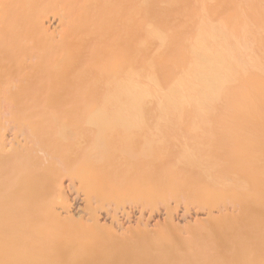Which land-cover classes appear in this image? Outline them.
Listing matches in <instances>:
<instances>
[{"label": "bare ground", "instance_id": "1", "mask_svg": "<svg viewBox=\"0 0 264 264\" xmlns=\"http://www.w3.org/2000/svg\"><path fill=\"white\" fill-rule=\"evenodd\" d=\"M185 126L220 132L175 147ZM63 175L87 220L58 212ZM126 180L232 206L195 231L209 264L264 259V0H0V264H199L187 243L164 255L101 235L94 189Z\"/></svg>", "mask_w": 264, "mask_h": 264}, {"label": "rangeland", "instance_id": "2", "mask_svg": "<svg viewBox=\"0 0 264 264\" xmlns=\"http://www.w3.org/2000/svg\"><path fill=\"white\" fill-rule=\"evenodd\" d=\"M49 18L50 19H48V21L46 22L48 29H50L49 32L57 33L56 31L59 29V26H58L59 23L57 22V18H55V19L53 17H49ZM6 124H8V125L10 124V126H11L12 123L10 122V123H6ZM6 127H5V133L7 135L6 138L8 140V139L13 138V135H14L13 133H14L15 129H12V128H14L12 126L10 127V129L8 128L9 126L6 125ZM202 127L203 126H196V127L191 128V127L185 126V127H183L184 128L183 131H185V129H186V131H185L186 134L184 132V134H185L184 136L186 137V139H183V138H185L183 136L178 137V135H177V136H175V139L174 138L172 139V141L174 143H175V140H176V142L178 141L179 145L181 146V144H183L184 143L183 141L185 140L186 141L185 143L189 145L188 147H190V143H191L190 140L192 138L190 136H193V134H194L193 131H195V133H199V134L202 133V131L207 132V130H208V132L212 131V133L213 132L217 133V131H219L218 126L214 127V128H212V127H210V128L209 127L208 128L203 127L202 128ZM126 129L128 130V128H126ZM134 129H137V128H133V130ZM237 129L238 128H233L232 130L233 131H239ZM176 130H178V129H176ZM220 130H222V128ZM180 131H182V129ZM157 132H158V130H157ZM191 132H193V133H191ZM190 133L192 135L189 136ZM20 134H21L20 132L17 134L18 139L14 140V142H16L17 140L23 139V136H20ZM158 135L159 134H157V136H154V137L155 138L157 137L156 139L160 138L161 136H158ZM198 135L194 134L193 137L195 138V136H196V139L192 138L191 141L196 142V140L199 139V142L198 141L197 142L202 146H205L204 144L206 143V142L204 143L203 140H206L207 143H208V140L210 142L211 137L203 135L201 137L199 136L200 137L199 138ZM154 137H152V138H154ZM206 137H208L209 139H207ZM161 138H162V142L164 140L165 143H162L161 141L157 140L159 142V144L161 143L159 145L156 142V145H158L156 147H158V149L160 148L157 152L161 151V149L163 150L165 148V146L168 147L167 143L169 142V139H171V138H166V137H161ZM165 138L167 139V141L165 140ZM200 141H203L204 144L203 143L201 144ZM6 142H8V141H6ZM178 142H177V144L175 143V147H176V145H178ZM197 142H196V144L194 143L193 146L192 145L191 146L196 147L194 145H199ZM8 146L10 148V145H8ZM132 146H134V144ZM161 146H162V148H161ZM130 148L132 149L133 147H130ZM130 148H128V149H130ZM167 149H165V150H167ZM165 150H164V152H165ZM132 153L133 152H130L129 156ZM131 157H133V156H131ZM127 158H129V157H125V160H124L125 162L123 160H121L118 165L125 167V165H126L125 163L126 162L129 163V161H130V159L127 160ZM132 159H131V161L133 162L134 159L133 160ZM151 160H153V158H151ZM174 161H175V159H174ZM122 162H124V165ZM139 162H141V163H139ZM139 162L136 164L137 166H134L133 168L138 169L140 171V175L148 174L153 169L154 164H155L154 160H153V162H151L152 163L151 165H150V163L148 165L147 164L148 162L147 163L146 162L143 163L142 161H139ZM174 163L179 166V163H176V161ZM182 163L183 162H181L180 164H182ZM202 168H204V165ZM63 176L64 177L61 176V179L63 181L62 186H63V188L65 187L64 192H65L66 197H68L66 199H67V202L69 204L68 209H67L69 211V213H67L64 209L63 210L61 209L58 212L62 216V219H65L67 217V215L70 214L71 216H73V218L75 217L74 219H76V220H78V218L80 219V217L82 220H87V219H85V218H87L86 217L87 201H86V195L84 192L85 188L82 189V186H80L79 180L76 177L71 178L68 175H66V176L63 175ZM71 179H72V182H73V179L75 180L74 185L70 184V183H72ZM129 183L130 182L128 180H126V183L121 185L122 188H115V187H110V186L105 187V186L101 185V187H99L100 190H98V186H96V189H94L96 191L98 197L94 198L92 201V198H93V196H92L91 197V203H93L95 208L98 209L97 210V220H98L97 226L103 230V232H101V235L103 234L102 236L106 235L105 237H107V235H108V237H109L110 235H113L112 234L113 232H115L119 238H129V242L131 241L130 242L131 244H132V242L141 243V244L143 242V245L151 246L150 248H153V247L157 248V246H158L157 249H159L162 253L165 252L164 255L165 254L166 255H173L178 248H183V245H186V243H187L186 246L193 248L192 253H194V254H192V256H195V257L198 256V258L201 259V261H199L200 262L199 264L212 263L210 258H207V255L209 254V252L206 253L207 249L204 248L206 251H204V249H203V245L205 244L204 243L205 239L203 238L204 235H202V238L204 241L202 240V238H200V235L204 231H206V228L210 227L209 226L210 223L207 220V215H206L207 213L206 212H208L209 210L212 209L213 215L217 217L219 209H223L224 207L227 209L229 208L228 210L230 212V210L232 209L231 205H216L215 200L212 199L211 197H209L210 200L208 198L207 199L205 198L206 200H202V201H201V199L192 200V199L186 198L183 195H180L179 193H177L176 190H175V193L171 192L170 188L168 187L169 184H166V185L163 184L161 187H159V189L157 191H154L152 193H148V192L144 191V188H142V187H139V188H141V190L138 189L134 185H132L129 188L128 187ZM124 185L125 186L127 185V187H128L127 190L125 188H123ZM99 191L101 192L100 194H98ZM111 193H113V194H111ZM167 195H168V197H167ZM181 197H182V199H181ZM207 200H209V201H207ZM109 205L110 206L112 205V206L110 207ZM243 206L246 208L250 207L247 200L244 201ZM208 208H210V209H208ZM114 209H116V211H118L119 209L120 210L118 212H115ZM83 217H84V219H83ZM170 219L172 222H170ZM170 223H173V224H170ZM236 225H239V223H236ZM221 226H219V228H217L218 226H216L214 228L217 229L220 237H225V236H223V229ZM167 230H169V231H167ZM198 230L202 231V233H200V235L198 237L199 239L196 236H194V235H196V232ZM105 232H106V234H105ZM110 237H113V236H110ZM200 239L202 241H197ZM109 240L111 241V239H108V241ZM125 240L128 241L127 239H125ZM137 240L141 241V242H138ZM171 240H173V241H171ZM170 242H172V244ZM153 245H155V246L157 245V246L155 247ZM186 246H184V247H186ZM136 256L137 255H134V257H136ZM136 258H138V260H136V259H131V260H136L137 262L139 260H141L140 262L142 263L143 259L140 258L139 255ZM184 261L185 260H183L181 264H183ZM140 262H138V263H140ZM217 264H227V263L219 262ZM248 264H254V263L248 262ZM255 264H264V259L263 260L261 259V261L260 260L256 261Z\"/></svg>", "mask_w": 264, "mask_h": 264}]
</instances>
